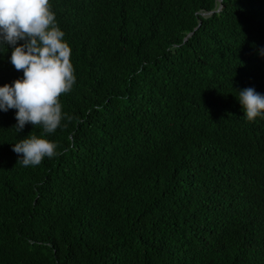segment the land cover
<instances>
[{"label": "trees", "instance_id": "obj_1", "mask_svg": "<svg viewBox=\"0 0 264 264\" xmlns=\"http://www.w3.org/2000/svg\"><path fill=\"white\" fill-rule=\"evenodd\" d=\"M51 4L77 80L38 166L0 111V264H264V0Z\"/></svg>", "mask_w": 264, "mask_h": 264}, {"label": "clouds", "instance_id": "obj_2", "mask_svg": "<svg viewBox=\"0 0 264 264\" xmlns=\"http://www.w3.org/2000/svg\"><path fill=\"white\" fill-rule=\"evenodd\" d=\"M65 36L51 0H0V48H11V64L23 70L21 78L0 85V111L16 109L13 128L18 135L29 123L42 130L41 135L29 134L12 143L24 167L62 154L48 137L62 127L66 117L60 97L77 80ZM236 97L247 121L264 118V94L247 87L239 89Z\"/></svg>", "mask_w": 264, "mask_h": 264}, {"label": "water", "instance_id": "obj_3", "mask_svg": "<svg viewBox=\"0 0 264 264\" xmlns=\"http://www.w3.org/2000/svg\"><path fill=\"white\" fill-rule=\"evenodd\" d=\"M220 1H222V0H220ZM221 9V7L219 8V10ZM199 27V26H198ZM197 29V28H196ZM190 37V35L187 37V38H189Z\"/></svg>", "mask_w": 264, "mask_h": 264}, {"label": "rangeland", "instance_id": "obj_4", "mask_svg": "<svg viewBox=\"0 0 264 264\" xmlns=\"http://www.w3.org/2000/svg\"><path fill=\"white\" fill-rule=\"evenodd\" d=\"M192 34H193V32H191L189 35L191 36ZM189 35H188V36H189Z\"/></svg>", "mask_w": 264, "mask_h": 264}]
</instances>
